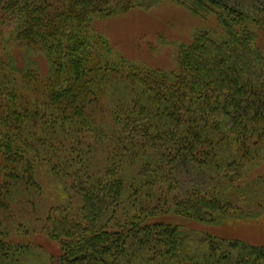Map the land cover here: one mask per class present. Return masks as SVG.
Wrapping results in <instances>:
<instances>
[{"label":"trees","instance_id":"1","mask_svg":"<svg viewBox=\"0 0 264 264\" xmlns=\"http://www.w3.org/2000/svg\"><path fill=\"white\" fill-rule=\"evenodd\" d=\"M163 1L0 0V264H264L198 226L264 207V0H175L216 25L171 70L95 26ZM35 199L58 244L38 259L4 219Z\"/></svg>","mask_w":264,"mask_h":264},{"label":"rangeland","instance_id":"2","mask_svg":"<svg viewBox=\"0 0 264 264\" xmlns=\"http://www.w3.org/2000/svg\"><path fill=\"white\" fill-rule=\"evenodd\" d=\"M227 1L236 8L255 14L256 0ZM215 25L213 16L201 18L175 0H164L148 10L134 9L95 22L96 28L108 38L117 55L162 70L175 68L178 44L191 42L196 28ZM262 45L264 47V43ZM258 170L257 167L256 171ZM35 201L37 209H32L24 202L14 203L4 219L11 233L18 239H25L23 244L40 246L34 252V257L38 259L51 253L53 247H58V244L46 239L44 223L48 209L42 211V202L38 199ZM45 202L48 203V200ZM257 213L255 217L244 221L228 219L219 224L198 223V226L217 236L264 244V207Z\"/></svg>","mask_w":264,"mask_h":264}]
</instances>
